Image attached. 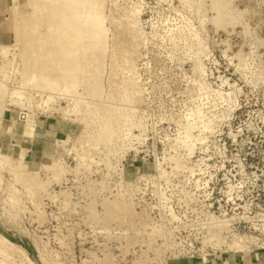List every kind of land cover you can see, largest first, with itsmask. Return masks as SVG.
Listing matches in <instances>:
<instances>
[{"label":"rangeland","instance_id":"obj_1","mask_svg":"<svg viewBox=\"0 0 264 264\" xmlns=\"http://www.w3.org/2000/svg\"><path fill=\"white\" fill-rule=\"evenodd\" d=\"M4 125L0 264L264 258V0H0Z\"/></svg>","mask_w":264,"mask_h":264},{"label":"crops","instance_id":"obj_2","mask_svg":"<svg viewBox=\"0 0 264 264\" xmlns=\"http://www.w3.org/2000/svg\"><path fill=\"white\" fill-rule=\"evenodd\" d=\"M16 124H18L16 122ZM56 125L47 118H38L35 121V126L32 135H28L25 129V123L22 126L13 124L12 129L18 137L17 146L21 152L24 150V158H33L36 160L45 149H49L52 140V134L55 133ZM0 149L5 150V125L0 131ZM41 151V153H40ZM39 154V155H38ZM263 257L258 255L248 254H228L219 255L210 258L206 257H181L171 261L169 264H262Z\"/></svg>","mask_w":264,"mask_h":264},{"label":"bare ground","instance_id":"obj_3","mask_svg":"<svg viewBox=\"0 0 264 264\" xmlns=\"http://www.w3.org/2000/svg\"><path fill=\"white\" fill-rule=\"evenodd\" d=\"M0 238H1V240H0V241H2L1 243H5V239H3V237H0ZM8 244H9V247H10V246H12V244H11V243H8ZM3 245H4V244H3ZM14 245H15V244H14ZM14 245H13V246H14ZM4 246H5V245H4ZM13 246H12V247H13Z\"/></svg>","mask_w":264,"mask_h":264}]
</instances>
